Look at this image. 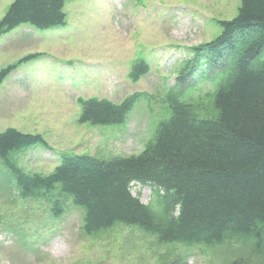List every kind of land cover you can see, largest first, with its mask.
<instances>
[{
    "label": "rangeland",
    "instance_id": "374dc122",
    "mask_svg": "<svg viewBox=\"0 0 264 264\" xmlns=\"http://www.w3.org/2000/svg\"><path fill=\"white\" fill-rule=\"evenodd\" d=\"M12 1L0 0V18ZM92 1L84 0L83 3ZM239 5L240 0H104L97 2L91 10L80 9L76 30L69 26L66 32L45 38H39L33 32L19 33L17 40L28 43L23 50L8 48L12 35L2 37L0 69L12 64H17V68L0 86V132L15 128L41 134L60 153H85L104 159L139 154L144 149L138 150L140 139L151 136L154 128V115L146 101L135 104V111L129 113L128 119L134 111L128 133L134 148L126 150L113 148V145L123 138V127L128 119L111 125L82 123L83 107L81 103L79 107L74 103L75 94L81 91L84 99L93 98L89 93L91 86L101 84L95 93L114 101H121L136 91L160 99V88L174 86L180 64L191 54L190 48L218 36L221 27L216 20L234 18ZM74 11L70 9L71 13ZM125 11V22L138 24L134 28L136 33L130 32L128 38L119 41L112 24H120ZM159 20L165 23H156ZM73 22L74 17L70 16L69 24ZM29 52L43 55L21 61ZM157 53L160 54L155 61L157 77L135 81L137 86L143 81L145 88L136 87L125 77L129 68L127 63L131 62L132 71L143 56L151 58ZM113 56L125 65L117 67L119 74L114 77L106 76L97 68L106 63L113 65ZM44 61L51 64L50 68L35 64ZM112 73L108 71V75ZM124 80L129 81L124 83ZM154 82L156 93L153 92ZM131 84L128 91L121 90ZM206 86L200 84L204 90L196 93L194 98H204L195 103H199V112L206 110L208 114H214L212 97H205ZM166 118L167 115L158 119V123ZM33 162L28 166L30 170L44 174L53 170V167L49 169L43 165L40 157L34 158ZM139 188L141 199L147 203L151 201V188L134 184L132 191L138 193ZM22 201L14 195L0 194V264H179L180 257L190 250L196 253H189L185 264H264V236L261 235L229 237L224 244L208 248H188L178 242L164 245L156 236L125 225L86 236L81 230L82 211L68 200L63 201L68 211L58 219L53 218L49 203L38 199Z\"/></svg>",
    "mask_w": 264,
    "mask_h": 264
},
{
    "label": "trees",
    "instance_id": "16d2710c",
    "mask_svg": "<svg viewBox=\"0 0 264 264\" xmlns=\"http://www.w3.org/2000/svg\"><path fill=\"white\" fill-rule=\"evenodd\" d=\"M65 1L14 0L0 21V34L22 23L37 28L63 24ZM218 23L221 33L199 46L203 54L198 50L201 56L194 60L195 69L215 71L208 82L216 113L201 117L191 101L182 99L191 87L171 92L168 119L157 125L154 139L139 155L74 156L50 176L13 167L21 194L36 196L59 184L61 198L70 197L82 211L88 234L124 223L162 242L188 246L264 236V0H240L237 15ZM82 106L83 121L108 125L120 123L131 103L90 99ZM31 141L9 129L0 134V156L7 158ZM133 181L153 188L152 205L132 195ZM54 211L61 213L58 204Z\"/></svg>",
    "mask_w": 264,
    "mask_h": 264
}]
</instances>
